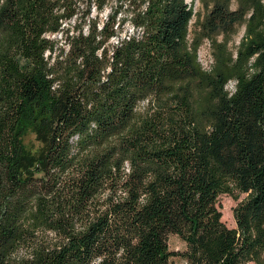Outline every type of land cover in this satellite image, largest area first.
<instances>
[{"label":"trees","instance_id":"16d2710c","mask_svg":"<svg viewBox=\"0 0 264 264\" xmlns=\"http://www.w3.org/2000/svg\"><path fill=\"white\" fill-rule=\"evenodd\" d=\"M117 1L0 0V264H264V0Z\"/></svg>","mask_w":264,"mask_h":264},{"label":"rangeland","instance_id":"374dc122","mask_svg":"<svg viewBox=\"0 0 264 264\" xmlns=\"http://www.w3.org/2000/svg\"><path fill=\"white\" fill-rule=\"evenodd\" d=\"M195 1V11H198V13L201 15V18H203L206 13L209 11V9L212 7L213 0H190V2ZM119 4V1L117 0H108L107 4L105 5V8L103 11L100 12L99 18L100 20H105L106 16L111 12V8ZM238 5L237 0H232L231 6L233 8H236ZM83 8V5H82ZM92 16L98 15V10L96 9V6L94 5L92 8ZM80 16V15H79ZM79 19V17H77ZM196 19L197 16H193L191 23H190V35L189 37H193V33L196 29ZM127 23V22H126ZM126 25V24H125ZM127 30L130 31L132 28V24L129 23V26L126 27ZM245 32V26H242L237 34H235L229 42L230 49H235L236 46L240 43V40ZM223 39V34H218V40L221 41ZM199 60L202 63L203 67L206 69H211V67L214 65V55H213V46L211 44V41L209 38H204L200 48H199ZM234 82H231L228 84V88L232 86ZM26 143L28 145L36 146L37 142L35 141V137L33 133H29L25 137ZM247 194L242 193L239 194L237 198H235L231 194H221L219 196V205L220 209L222 211V220L229 226V227H236V221L234 218V207L243 199H245ZM169 246L171 250H183L185 249V243L183 240L175 234H171L169 236ZM171 264H185V261L181 259L180 257L174 256L171 259ZM247 264H257L256 262H248Z\"/></svg>","mask_w":264,"mask_h":264},{"label":"built area","instance_id":"2783aa9c","mask_svg":"<svg viewBox=\"0 0 264 264\" xmlns=\"http://www.w3.org/2000/svg\"><path fill=\"white\" fill-rule=\"evenodd\" d=\"M186 1L188 3H191L190 0H186ZM127 2H129V0H127ZM149 3H150L149 0L145 1V3L143 4L144 10L148 7ZM120 17H121V14H119V16L117 17V22L115 24V28L118 30V33L116 35L112 36L110 39V42L113 45H120L124 41L130 40L131 38L140 39L143 37V35L145 33V27L144 26L134 24L132 19L129 17L120 26V23H121ZM76 21H77L76 15L70 19H62L61 20V27L57 32H48L46 34V36L48 38L54 39L58 42V44L55 48L54 55L57 52V49L59 46L63 47L66 51L68 50L69 45L66 42V38H67V35L72 36V35L77 33L74 29ZM129 23L132 24V28L130 29V31L127 30V28H126L127 26H129ZM102 25H103V23H100L99 27L101 28Z\"/></svg>","mask_w":264,"mask_h":264}]
</instances>
